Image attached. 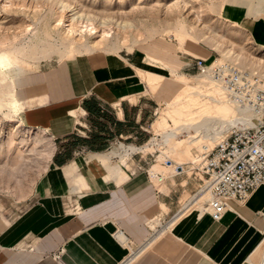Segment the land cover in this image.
Segmentation results:
<instances>
[{
	"label": "crops",
	"instance_id": "0c3cea01",
	"mask_svg": "<svg viewBox=\"0 0 264 264\" xmlns=\"http://www.w3.org/2000/svg\"><path fill=\"white\" fill-rule=\"evenodd\" d=\"M257 5L252 16L225 12L256 45L264 40ZM172 46L147 51L167 52L163 59L186 76L198 72L197 61L210 66L214 59L193 42ZM141 53L76 56L18 75L19 127L53 146L32 194L0 200V264H246L252 256L264 235V187L248 204L230 202L219 222L190 206L180 216L182 199L198 192L200 180L186 165L168 164L158 186L151 174L157 152L134 153L154 140L159 107L134 68ZM116 147L128 150L121 170ZM166 226L172 232L159 234Z\"/></svg>",
	"mask_w": 264,
	"mask_h": 264
},
{
	"label": "rangeland",
	"instance_id": "374dc122",
	"mask_svg": "<svg viewBox=\"0 0 264 264\" xmlns=\"http://www.w3.org/2000/svg\"><path fill=\"white\" fill-rule=\"evenodd\" d=\"M257 3L255 10H264V0H0V200L18 201L30 196L51 163L53 142L39 132L19 127L18 75L44 72L76 56L104 57L143 50L134 68L159 107L154 118L155 138L139 152H157L158 162L151 174L164 172V163L168 160L185 167L201 163L200 156L211 152L219 143L200 142L189 146L180 134L167 144L164 135L175 128L170 114L175 106L171 108L163 102L147 77L153 72L167 82L173 74L165 70L171 68L177 72V78L196 79L191 81L195 87L200 85L197 81L209 83L210 79L199 78L204 73L199 71L193 76L180 74L175 60L163 59L165 55L170 58L167 52L147 50L155 47L172 50V45L186 40L212 51L214 59L209 63L228 62L258 73L264 80V71L258 69L264 64V40L256 45L245 31L228 22L225 13L249 10ZM255 21L264 26V16H258ZM208 87L213 89L214 85L208 84ZM163 121L169 123L168 128L157 132L155 124ZM117 147L113 151H120L117 166L121 170L128 165L129 155L125 157L128 150ZM155 182L160 186L158 179ZM207 198L186 195L182 199L181 215L189 214L188 206L192 211L199 208L204 211ZM199 199L200 206H195L194 202ZM168 226L159 234L172 232L173 227L167 230ZM247 262L264 264V235Z\"/></svg>",
	"mask_w": 264,
	"mask_h": 264
},
{
	"label": "built area",
	"instance_id": "2783aa9c",
	"mask_svg": "<svg viewBox=\"0 0 264 264\" xmlns=\"http://www.w3.org/2000/svg\"><path fill=\"white\" fill-rule=\"evenodd\" d=\"M195 65L199 72L210 71L212 79L226 90L229 100L260 115L254 128L234 130L211 152H204L201 163L187 164L191 176L201 182L194 195L208 197L204 212L219 222L228 212L230 202L245 203L264 185V80L228 62L207 66L197 61ZM168 164L172 161H167ZM155 178L159 183L164 181L160 174Z\"/></svg>",
	"mask_w": 264,
	"mask_h": 264
},
{
	"label": "bare ground",
	"instance_id": "6f19581e",
	"mask_svg": "<svg viewBox=\"0 0 264 264\" xmlns=\"http://www.w3.org/2000/svg\"><path fill=\"white\" fill-rule=\"evenodd\" d=\"M255 15L263 17L264 10L260 8L256 9ZM258 69L264 71V64H260ZM165 71L173 74L167 81L168 83L161 81L160 77L162 75L160 76L153 72H149L147 78L149 84L154 89L155 93L159 94L163 102L171 106V108L175 106L173 111L170 112L175 122V128L170 133L164 135L167 144L170 143L171 140H176L177 136L181 134L185 137L189 146H193L200 142H210L216 145L220 143L232 129L254 128L256 126V120L259 119L260 115L249 107H240L229 100L226 90L212 79L209 70H205L202 75L198 76L205 80L210 79L209 83H202L203 80L201 79L197 81V83H200L198 87H195L191 83L192 80H196L194 78L188 81L184 79L185 76L177 78V72L171 68H166ZM255 73L256 72H253V74ZM256 74L261 76L258 73ZM208 84L214 85L213 89H210ZM208 88L210 90H208ZM13 105L15 106V103ZM168 126L169 123L163 121L155 124V129L156 131H161L167 129ZM183 142V140L179 141V144ZM207 150L209 149L205 148V151ZM133 151L134 153L139 152L136 149ZM193 164L196 165L199 163ZM172 165H174L173 162ZM152 175L155 179L157 174ZM262 187H264V185L260 186L258 189ZM255 193L256 192H254L246 202H249ZM200 200L201 199L194 202L195 206H200ZM246 264H249V262H246Z\"/></svg>",
	"mask_w": 264,
	"mask_h": 264
}]
</instances>
